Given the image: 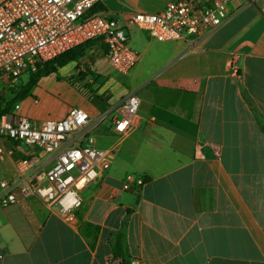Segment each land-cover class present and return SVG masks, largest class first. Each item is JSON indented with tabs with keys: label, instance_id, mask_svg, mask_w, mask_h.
I'll return each mask as SVG.
<instances>
[{
	"label": "crops",
	"instance_id": "1",
	"mask_svg": "<svg viewBox=\"0 0 264 264\" xmlns=\"http://www.w3.org/2000/svg\"><path fill=\"white\" fill-rule=\"evenodd\" d=\"M118 2L99 0L94 11L126 21L133 12L118 10ZM128 45L137 62L123 80L108 79L105 105L56 99L41 92V80L34 87L41 100L31 98L33 107L20 115L39 122L80 108L96 146L116 153L81 191L75 225L13 189L14 202L0 205V264H264V0H230L227 19L198 49L138 29L130 30ZM105 53L94 41L81 58L92 54L89 61L50 75L71 77L76 64V74L99 76L94 64L107 61ZM130 93L139 99L137 116L117 141L107 134L113 108ZM2 142L0 180L16 177V160L42 157ZM127 176L143 182L124 190Z\"/></svg>",
	"mask_w": 264,
	"mask_h": 264
},
{
	"label": "built area",
	"instance_id": "2",
	"mask_svg": "<svg viewBox=\"0 0 264 264\" xmlns=\"http://www.w3.org/2000/svg\"><path fill=\"white\" fill-rule=\"evenodd\" d=\"M99 0H2L0 2V79L14 86L18 78L38 62L86 41L106 47L108 64L126 75L138 56L128 45L131 29L145 30L159 42L180 41L198 49L202 37L227 19L230 0H170L154 12H133L126 21L91 11ZM234 57L229 66L234 69ZM139 99L134 93L123 97L113 108L107 134L124 138L135 121ZM0 115V159L6 154L2 140L23 145L33 154L15 161L16 177L0 180V205L14 202L13 189L25 197H35L55 209L68 225H75L81 206L80 193L107 171L116 148L96 146L88 114L70 107L60 119L35 121L15 113ZM142 179L126 177L123 189ZM131 264H140L133 260Z\"/></svg>",
	"mask_w": 264,
	"mask_h": 264
},
{
	"label": "rangeland",
	"instance_id": "3",
	"mask_svg": "<svg viewBox=\"0 0 264 264\" xmlns=\"http://www.w3.org/2000/svg\"><path fill=\"white\" fill-rule=\"evenodd\" d=\"M122 6L120 7L117 5L118 10L128 11V12H139V11H147V12H154L160 9L161 4L165 2V0H118ZM118 2V3H119ZM142 5V6H141ZM134 30V29H133ZM142 31V30H139ZM91 50L100 51V48L91 47ZM92 53V52H91ZM90 55L88 57L81 59V62L83 61H89ZM87 63V62H86ZM70 70L72 69V76L68 77H56L54 75H49L45 78H41L40 87L42 91H45L47 94L51 95L52 97L62 100L67 103L72 104H85L88 101L91 102L93 105H105L106 100H101L100 98H97L96 95L101 97H104L106 94L109 96L110 92L105 88L106 82H108L109 78H121L124 79V76L118 72H116L108 63L107 61L100 59L94 64V70L99 74V76H94L93 73H89V69L86 70V74L84 76V81L77 80L76 77V70L80 68L79 65L76 64H70L69 66ZM82 72V70H79ZM28 72L23 73L17 80V82L14 84V87L19 85L22 82H25L28 77ZM92 75V81L88 82V77ZM109 83H111L109 79ZM39 84V81L38 83ZM86 85H89V89L86 88ZM12 87L9 84L4 83L0 79V104H4L6 102H9L11 99V95L9 93V88ZM124 89H129L128 85H124ZM122 89L120 93H125V90ZM35 88L32 90L31 95L25 99L23 103L19 104V108L14 111L18 114H23V110L27 107H33L32 99L33 97H36L38 100H41L40 94H35ZM34 92V93H33ZM99 94H98V93ZM105 95L103 96V94ZM118 93V92H117ZM114 95L116 93L114 92ZM114 98V97H110ZM110 101H108L109 103ZM110 104V103H109ZM108 120L104 121L100 127L99 131L104 130L108 126ZM95 134V133H94ZM92 133V135L94 136ZM44 155L42 154V157Z\"/></svg>",
	"mask_w": 264,
	"mask_h": 264
},
{
	"label": "trees",
	"instance_id": "4",
	"mask_svg": "<svg viewBox=\"0 0 264 264\" xmlns=\"http://www.w3.org/2000/svg\"><path fill=\"white\" fill-rule=\"evenodd\" d=\"M95 7L91 10L94 11ZM94 41H86L82 44H79L50 60H46L43 62H38L34 65L32 70H29L28 77L25 82L20 83L17 86L10 87L9 93L11 95V99L9 102L4 104H0V115L5 113H10L13 110V107L17 104L25 100L27 97L31 95V91L34 87L37 86L38 81L41 78L47 77L52 73H55L59 68L64 67L69 62H79L84 56V52L86 49L93 44ZM85 74H76V77L83 78ZM86 88L89 89V85H86ZM102 95L98 96L103 100ZM85 235L88 236L91 234L89 228L90 225H85ZM95 229V228H94ZM95 231V230H94ZM123 264V263H122Z\"/></svg>",
	"mask_w": 264,
	"mask_h": 264
}]
</instances>
